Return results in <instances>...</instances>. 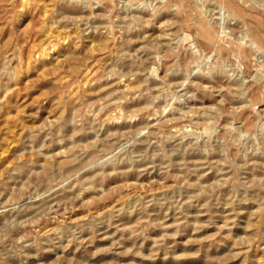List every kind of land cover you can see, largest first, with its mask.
Listing matches in <instances>:
<instances>
[{
    "label": "rangeland",
    "instance_id": "1",
    "mask_svg": "<svg viewBox=\"0 0 264 264\" xmlns=\"http://www.w3.org/2000/svg\"><path fill=\"white\" fill-rule=\"evenodd\" d=\"M254 22L264 0H0V264H264Z\"/></svg>",
    "mask_w": 264,
    "mask_h": 264
},
{
    "label": "bare ground",
    "instance_id": "2",
    "mask_svg": "<svg viewBox=\"0 0 264 264\" xmlns=\"http://www.w3.org/2000/svg\"><path fill=\"white\" fill-rule=\"evenodd\" d=\"M178 2V1H177ZM231 10V9H230ZM233 11V10H232ZM235 12V11H234ZM185 13V12H184ZM233 13V12H232ZM250 21H252V20H250ZM248 22V21H247ZM253 22V21H252ZM254 23H256V25H253V24H251L250 25V29H255V30H253V31H255L254 33H255V35H257V36H260L261 35V33L263 32L264 33V27H263V25L262 26H260V23H258V22H254ZM241 31V30H240ZM257 38V37H256ZM206 39V38H205ZM264 40V39H263ZM261 43V42H260ZM259 44V43H258ZM262 45V44H261ZM32 53V52H31ZM36 58V57H35ZM89 73H91L90 71L89 72H87V75L89 74ZM85 74H86V72H85ZM92 74V73H91ZM91 74H89V75H91ZM86 75V76H87ZM132 87V86H131Z\"/></svg>",
    "mask_w": 264,
    "mask_h": 264
}]
</instances>
